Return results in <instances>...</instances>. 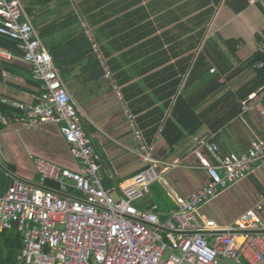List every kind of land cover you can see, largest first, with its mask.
<instances>
[{
    "label": "crops",
    "instance_id": "crops-1",
    "mask_svg": "<svg viewBox=\"0 0 264 264\" xmlns=\"http://www.w3.org/2000/svg\"><path fill=\"white\" fill-rule=\"evenodd\" d=\"M20 1L38 33L47 28V41L64 51L58 70L106 170L102 185L112 195L121 196L132 176L146 167L135 156L137 141L126 111L135 117L146 142L154 145L155 158L180 164L159 168L167 184L158 182L170 201L160 205L151 185L148 202L158 204L161 221L175 208V194L188 196L209 179L193 154L200 140L205 142L200 150L212 164L224 153L245 151L252 140H264V118L259 113L264 109V83L257 77L256 64L250 63L257 54L264 57V50L257 48L264 39V0ZM83 30L91 53H85L84 42L78 41ZM91 37L107 61L110 78L92 49ZM17 45L16 41L17 52L2 45L0 49L18 54ZM39 93L40 81L34 79L29 63L0 56L1 96L35 103ZM178 98L186 113L180 107V114L174 112ZM244 100L247 109H242ZM16 112L0 101V191L15 179L58 188L54 181L42 179L34 160L42 158L71 170H78L81 162L71 156L58 124L26 129L13 120ZM167 120L182 131L178 140L177 131L163 134ZM211 142L217 143L218 151L209 147ZM66 193L77 191L68 187ZM259 201L263 208L258 230L264 234V160L254 161L246 175L203 204L200 214L228 227Z\"/></svg>",
    "mask_w": 264,
    "mask_h": 264
},
{
    "label": "built area",
    "instance_id": "built-area-1",
    "mask_svg": "<svg viewBox=\"0 0 264 264\" xmlns=\"http://www.w3.org/2000/svg\"><path fill=\"white\" fill-rule=\"evenodd\" d=\"M0 34L16 40L19 49L18 54L0 49V56L29 63L34 79L40 81L35 103L10 101L1 95L0 101L18 110L12 118L23 128L58 124L71 156L82 165L71 170L36 158L38 174L57 183L58 188L15 179L5 192L0 191V232L13 228L21 232L19 263L224 264L222 260L227 258L236 264H243L242 260L264 264V234L258 230L262 201L228 227H219L216 221L200 214L203 204L246 175L254 161L264 160V140H252L243 152L224 153L213 164L203 156L200 149L205 142L200 140L193 154L199 160L197 167L205 169L209 179L188 196L175 194V208L161 221L158 204L148 202L152 198L151 185L156 181L167 184L159 168L177 167L179 162L155 158L154 145L146 142L135 117L126 111L137 141L135 156L141 167L147 166L132 176L115 200L102 185L106 170L76 116L77 105L20 0H0ZM91 43L110 78L107 61L92 37ZM257 48L259 52L264 50V39ZM256 68H264V62H258ZM261 88L264 90V86ZM113 89L121 99L114 83ZM241 104L247 109V100ZM259 113L264 118V109L260 108ZM209 147L219 150L215 142ZM68 187L77 194H67Z\"/></svg>",
    "mask_w": 264,
    "mask_h": 264
},
{
    "label": "trees",
    "instance_id": "trees-1",
    "mask_svg": "<svg viewBox=\"0 0 264 264\" xmlns=\"http://www.w3.org/2000/svg\"><path fill=\"white\" fill-rule=\"evenodd\" d=\"M26 10L28 14L31 15L30 9L27 8ZM74 18H75L74 21L76 22L77 21L76 17ZM39 34L42 37V39L46 42V45L48 46L50 53L54 59L55 66L59 68L61 71L62 65L64 62L63 57L65 56L63 53L64 51L62 50V48L58 49V47L55 48L54 46H51V44L47 41V35H49V33L47 32V28L40 29ZM81 34H82V37L79 38L78 41L84 42L83 50L85 51V53H91L92 50H91L90 40H88V37L86 33L84 32V30H83V33ZM0 45L6 48H9V49H13L15 52H17L16 41L4 35H0ZM261 60L264 61V57L261 54H257L250 63L252 65L257 64ZM257 77L260 79V83H264V69L258 68ZM255 88L256 86L253 87V89ZM253 89L248 90L245 96L248 95ZM180 105L181 103L179 99L176 107L174 108V112L176 114H180V112H178L179 110L178 107H180V110L182 111V113H186L184 112V108L183 107L181 108ZM189 112L191 113L192 110H189ZM186 126L187 125L184 124V126L182 127L186 128ZM198 126L199 124H196L193 128H189V129L192 132V129H195ZM169 129L171 130V132L177 131L178 134L174 135L177 138L176 140H178L182 136V131L177 126H175L173 120L171 121L167 120L165 127H164L163 134L166 135V132L167 134H169ZM152 188H153V185H152ZM22 247H23V238H22V234L20 231H18L16 228L1 231L0 232V264H22L17 261V256L20 250L22 249Z\"/></svg>",
    "mask_w": 264,
    "mask_h": 264
},
{
    "label": "rangeland",
    "instance_id": "rangeland-1",
    "mask_svg": "<svg viewBox=\"0 0 264 264\" xmlns=\"http://www.w3.org/2000/svg\"><path fill=\"white\" fill-rule=\"evenodd\" d=\"M64 74L65 73H63V75ZM152 190H153V193H154V196L157 202L160 205H164L166 202L170 201V199L167 196V189L165 188V186L163 187L161 182H158V181L154 182ZM113 198L115 200L118 199V197L115 194H113ZM223 262L224 264H236L234 261L227 259V258L223 259Z\"/></svg>",
    "mask_w": 264,
    "mask_h": 264
},
{
    "label": "bare ground",
    "instance_id": "bare-ground-1",
    "mask_svg": "<svg viewBox=\"0 0 264 264\" xmlns=\"http://www.w3.org/2000/svg\"><path fill=\"white\" fill-rule=\"evenodd\" d=\"M147 166V165H146Z\"/></svg>",
    "mask_w": 264,
    "mask_h": 264
}]
</instances>
